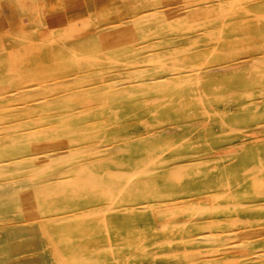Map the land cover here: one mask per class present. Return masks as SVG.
<instances>
[{"label": "rangeland", "instance_id": "374dc122", "mask_svg": "<svg viewBox=\"0 0 264 264\" xmlns=\"http://www.w3.org/2000/svg\"><path fill=\"white\" fill-rule=\"evenodd\" d=\"M263 14L0 0V264H264Z\"/></svg>", "mask_w": 264, "mask_h": 264}, {"label": "bare ground", "instance_id": "6f19581e", "mask_svg": "<svg viewBox=\"0 0 264 264\" xmlns=\"http://www.w3.org/2000/svg\"><path fill=\"white\" fill-rule=\"evenodd\" d=\"M222 2V1H221ZM262 15V14H261ZM264 15V14H263ZM258 18V17H257ZM78 21H80V20H78ZM74 22V21H73ZM112 22V21H111ZM259 22V21H258ZM74 25V24H73ZM77 25V24H76ZM119 27V26H118ZM121 36V35H120ZM118 38V37H117ZM112 42V41H111ZM142 47V46H141ZM65 48V47H64ZM144 51V50H143ZM142 51V52H143ZM149 51V50H148ZM154 51V50H153ZM151 52V51H150ZM149 54V53H148ZM147 54V55H148ZM153 54V53H152ZM74 55V54H73ZM151 58H152V56H151ZM150 58V59H151ZM257 62V61H256ZM259 62V61H258ZM141 69V68H140ZM144 70V69H143ZM136 71V70H135ZM134 72V71H133ZM174 72V71H173ZM103 75H105V74H103ZM175 75V74H174ZM82 76V75H81ZM102 76V75H101ZM156 76V75H155ZM116 77V76H115ZM164 78V77H163ZM49 80V79H48ZM55 81H56V79H55ZM57 81H59V80H57ZM161 81V80H160ZM107 82V81H106ZM116 81H114L113 83H115ZM50 83V82H49ZM53 83H54V81H53ZM69 83V82H68ZM67 83V84H68ZM110 83V82H109ZM117 83V82H116ZM52 84V83H51ZM50 84V85H51ZM61 84V83H60ZM71 84V83H70ZM26 85V84H25ZM55 85H58V84H55ZM46 86V84L43 86V87H45ZM52 87H53V84L51 85ZM65 86V85H64ZM63 86V87H64ZM68 86H69V84H68ZM68 86H66V87H68ZM119 86V85H118ZM54 88H56V87H54ZM59 89H60V87H58ZM62 88V87H61ZM69 88H71V87H69ZM73 88V87H72ZM74 88H76V87H74ZM112 88H114V87H112ZM44 90H47V88L45 89V88H43ZM51 89V88H50ZM67 89V88H66ZM78 89V88H77ZM109 89V88H108ZM121 89V88H120ZM73 90V89H72ZM79 90V89H78ZM80 90H81V88H80ZM88 90V89H87ZM51 91H53V90H51ZM56 92V94H57V90H55ZM67 91V90H66ZM74 91V90H73ZM65 92V91H64ZM68 92H70V91H68ZM67 92V93H68ZM72 92V91H71ZM46 92H44V94H45ZM62 93H63V91H62ZM49 94V95H48ZM48 94H45V95H47L48 97L51 95L50 93H48ZM132 94V93H131ZM58 95H60V94H58ZM60 97L62 98V96L60 95ZM68 97V96H67ZM78 97V96H77ZM54 98V97H53ZM64 98V97H63ZM116 98H114L113 99V101L115 100ZM50 100V99H49ZM47 101H48V99H47ZM37 102V101H36ZM51 102H53V101H51ZM45 104H46V102H45ZM15 108V107H14ZM18 108V107H17ZM9 112V111H8ZM7 113V112H6ZM73 113V112H72ZM7 115V114H6ZM21 116L23 115V114H20ZM5 116V115H4ZM14 116V115H13ZM117 116V115H116ZM8 117V116H7ZM17 117V116H16ZM10 120V119H9ZM12 121H14L13 119H11ZM20 120V119H19ZM54 120V119H53ZM21 121V120H20ZM39 121V120H38ZM40 122V121H39ZM10 123V122H9ZM50 123V122H49ZM31 125V124H30ZM77 125H78V123H71V122H67L66 123V125H65V123H63L58 129H56V130H53V128H49V129H43V130H41L40 132H38L39 134H37L36 136H40V137H43V135H49V134H53L52 136H57V135H60V134H62V131H67V133H76L77 131H78V128H77ZM75 128H74V127ZM14 128H15V126H14ZM68 128V129H67ZM26 129H27V127H26ZM22 130V129H21ZM77 130V131H76ZM82 131V130H81ZM21 132V131H20ZM22 134V133H21ZM13 136L15 135V133H13L12 134ZM8 136H10V135H8ZM3 138V137H2ZM30 139V137H27V136H22V137H9V138H6V139H8L9 140V142H10V139ZM1 139V138H0ZM40 139V138H39ZM43 139V138H42ZM62 139H65V138H62ZM5 142V141H4ZM30 142V141H29ZM36 144V143H35ZM16 146H18L17 145V143L16 142H14V144H11L10 146H9V152H11L10 151V148L11 149H14L13 147H16ZM20 146V145H19ZM18 146V147H19ZM7 147L8 146H6V148H4V149H6L7 150ZM21 147V146H20ZM52 147V146H51ZM17 148V147H16ZM24 148V147H23ZM38 148V147H37ZM66 149V148H65ZM64 149V150H65ZM17 150H20L19 148L17 149ZM16 150V151H17ZM24 150V149H23ZM40 150H42V149H40ZM63 149H62V151H64ZM4 151V150H3ZM3 151L1 152V153H3ZM8 151V150H7ZM15 150H13V152H14ZM39 151V150H38ZM59 151H61V150H59ZM61 151V152H62ZM70 151V150H69ZM82 151V150H81ZM22 152H24V151H22ZM27 152V151H26ZM30 152V151H29ZM75 152V151H74ZM28 153V152H27ZM51 153V152H50ZM53 153H55V152H53ZM57 153V152H56ZM55 153V154H56ZM59 153V152H58ZM68 153V152H67ZM70 153H72V151H70ZM69 153V154H70ZM29 154V153H28ZM63 154V153H62ZM69 154H67V155H69ZM100 154V153H99ZM48 157H49V155L48 154H46ZM45 155V156H46ZM60 155V154H59ZM14 156V155H13ZM18 156V155H17ZM17 156H15V157H17ZM26 156V155H25ZM46 156V157H47ZM63 156V155H62ZM1 157V156H0ZM37 157H39V156H37ZM36 157V158H37ZM45 157V158H46ZM69 157V156H68ZM4 158V157H3ZM7 158V157H6ZM10 158V157H9ZM25 158V157H24ZM23 158V159H24ZM40 158V157H39ZM62 158V157H61ZM60 158V159H61ZM69 158H71V157H69ZM1 160H2V158H0ZM11 159V158H10ZM57 160H59V158L58 159H56V161ZM69 160V159H68ZM54 161V160H53ZM53 161H50V162H53ZM13 162H15L14 160H13ZM39 162H40V160H39ZM60 162H61V160H60ZM64 162V161H63ZM8 163V162H7ZM26 164V163H25ZM36 164V163H35ZM5 165V164H4ZM11 165V164H10ZM188 165V164H187ZM198 165V164H197ZM186 166V165H185ZM189 166V165H188ZM0 167H1V165H0ZM4 167V166H3ZM10 167V166H9ZM14 167V166H13ZM31 167V166H30ZM50 167V166H49ZM181 167V166H180ZM179 166H178V168H180ZM187 167V166H186ZM5 168V167H4ZM189 168V167H188ZM25 169H27V168H25ZM6 170V169H5ZM21 170V169H20ZM22 170H23V168H22ZM138 170H140V169H138ZM7 171V170H6ZM19 171V170H18ZM43 171V170H42ZM130 171V170H129ZM137 171V170H136ZM110 173H111V176L115 173V171H109ZM1 173V172H0ZM32 176V175H31ZM25 178V177H24ZM32 178V177H31ZM80 178V177H79ZM20 179V178H19ZM27 179H28V177H27ZM30 179V178H29ZM65 179V178H64ZM68 179V178H67ZM69 179H71V177H69ZM14 180V179H13ZM23 180V179H22ZM12 181V180H11ZM63 181V180H62ZM61 181V182H62ZM56 182V181H55ZM72 182V181H71ZM119 182V180L116 182V183H118ZM6 183V182H5ZM9 183H12V182H9ZM8 183V184H9ZM17 183V182H16ZM57 183V182H56ZM62 183H65V182H62ZM95 182L92 180V178H90V177H84V178H81V179H78L77 178V180H73V182H72V184L70 185V186H68V187H73V186H75L74 184H77L78 186H83V187H85V186H90V185H92V184H94ZM3 184V183H2ZM2 184H0V199L2 198V200H6V199H9V198H6V195H5V192H6V190H7V188L8 187H6V186H4V185H2ZM67 184V183H66ZM142 184V183H141ZM32 185V184H31ZM67 185H69V183L67 184ZM25 186V185H24ZM29 186V185H28ZM12 187H13V184H12ZM15 187V186H14ZM17 187V186H16ZM11 188V187H10ZM5 190V192H3ZM14 190H16V189H14ZM107 190V189H106ZM105 190V191H106ZM16 192V191H15ZM120 193V192H119ZM20 200V199H19ZM28 201V200H27ZM146 205V204H145ZM150 206V205H149ZM104 207V206H103ZM110 207V206H109ZM151 207V206H150ZM153 207V206H152ZM139 208H141V207H139ZM110 209V208H109ZM104 210V209H103ZM111 210V209H110ZM113 210H115V209H113ZM146 210V209H145ZM100 211H102L101 209H100ZM106 210H104L103 212H105ZM185 212V211H184ZM92 213H94V212H92ZM130 217V216H129ZM128 218V217H127ZM131 218V219H130ZM129 218V220L134 224L135 222H138L137 221V217H130ZM126 219V218H125ZM41 220V219H40ZM62 220H64V219H62ZM117 220H119L118 218L114 221V224H115V226L117 227V229H118V232H117V234H120V232L125 228V227H129V225H131L132 226V223L131 222H129L128 221V223H130V224H122V223H119V221L117 222ZM38 221V220H37ZM43 221V220H42ZM42 223V222H41ZM29 224H31V223H29ZM177 224V223H176ZM40 226V225H39ZM15 227V226H14ZM10 230V229H9ZM107 233H108V231H107ZM230 233H232V232H230ZM237 233V232H236ZM26 235V234H25ZM229 235V234H228ZM25 237V236H24ZM207 237V236H206ZM208 238H209V235H208ZM204 239V238H203ZM227 239V238H226ZM205 240V239H204ZM208 241H210V240H208Z\"/></svg>", "mask_w": 264, "mask_h": 264}]
</instances>
